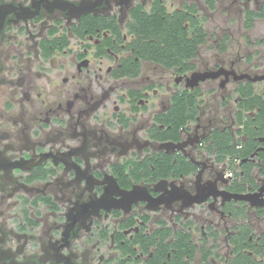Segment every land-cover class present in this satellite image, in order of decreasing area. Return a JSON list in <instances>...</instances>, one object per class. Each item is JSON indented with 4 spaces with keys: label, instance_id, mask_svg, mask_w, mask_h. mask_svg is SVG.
<instances>
[{
    "label": "flooded vegetation",
    "instance_id": "af4514ba",
    "mask_svg": "<svg viewBox=\"0 0 264 264\" xmlns=\"http://www.w3.org/2000/svg\"><path fill=\"white\" fill-rule=\"evenodd\" d=\"M263 3L0 0V264H264Z\"/></svg>",
    "mask_w": 264,
    "mask_h": 264
},
{
    "label": "water",
    "instance_id": "95a60500",
    "mask_svg": "<svg viewBox=\"0 0 264 264\" xmlns=\"http://www.w3.org/2000/svg\"><path fill=\"white\" fill-rule=\"evenodd\" d=\"M207 75H211L209 74H205V75H195V79H199V78H204ZM241 77H248L252 80H262L264 79V75H258L255 77H250L248 74H244ZM235 198L237 199H241V200H245V201H249L250 204L252 206H263L264 205V186L260 187L258 192L255 193H249V194H232Z\"/></svg>",
    "mask_w": 264,
    "mask_h": 264
},
{
    "label": "rangeland",
    "instance_id": "374dc122",
    "mask_svg": "<svg viewBox=\"0 0 264 264\" xmlns=\"http://www.w3.org/2000/svg\"><path fill=\"white\" fill-rule=\"evenodd\" d=\"M251 36V38H258L259 40H261L262 38H264V21H261V20H258L256 23H255V27L253 28V30L249 31L248 32ZM264 40V39H262ZM239 41L238 42H235L233 45L234 47L237 49L241 48L240 45H239ZM259 50L260 52L263 53L264 55V44L262 45V47H259ZM247 50H242V53L244 54V52H246ZM260 62V61H258Z\"/></svg>",
    "mask_w": 264,
    "mask_h": 264
},
{
    "label": "trees",
    "instance_id": "16d2710c",
    "mask_svg": "<svg viewBox=\"0 0 264 264\" xmlns=\"http://www.w3.org/2000/svg\"><path fill=\"white\" fill-rule=\"evenodd\" d=\"M249 14H257L259 17H264V3L259 6V11L258 12H249ZM242 89H243V93H244L245 96L246 95L250 96V94H252V92H253V88L251 86L243 87ZM256 99L259 100V104L263 103L261 98L257 97V98H255V100ZM250 100H253V99L250 98ZM263 117H264V110L262 111V113H260L259 119L262 120ZM225 142H226L225 144L228 145L229 144V138H227L225 140ZM262 172H264V166L262 168ZM263 239H264V235H263Z\"/></svg>",
    "mask_w": 264,
    "mask_h": 264
}]
</instances>
